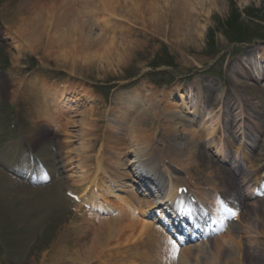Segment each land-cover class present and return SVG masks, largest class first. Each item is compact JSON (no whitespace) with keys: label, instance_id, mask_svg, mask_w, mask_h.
I'll return each mask as SVG.
<instances>
[{"label":"rangeland","instance_id":"374dc122","mask_svg":"<svg viewBox=\"0 0 264 264\" xmlns=\"http://www.w3.org/2000/svg\"><path fill=\"white\" fill-rule=\"evenodd\" d=\"M123 1L126 0H122V3ZM127 1L130 2V7L136 10V14L141 11L144 0ZM157 2L160 8L163 7L165 12H169L166 0ZM21 3V0H0V264H186L181 263L182 258L187 260L186 255L183 257L181 253H178L177 259L172 256L171 260L165 261L166 255L163 253L168 254L171 246L168 247L165 242L167 251L158 249L160 245L156 243V239L162 236L159 233L149 237L144 235L141 238L139 234L131 238L118 235L110 243H103L104 247L107 245L103 248L104 251L100 248L101 250H96L90 255L89 250L93 243L99 244L94 237H98L104 230L107 235V229L102 230L107 219L99 216L98 211L89 214L85 208H80V204L67 194L65 185L80 191L81 181L96 172L97 161L94 155L102 154L101 148L105 150L102 154V158L107 161L104 164L105 170L114 175L119 173L127 178L131 176V170L125 169L120 162H128L130 159L135 161L136 152L130 154L127 152L129 149H125L121 154L122 151L117 149V142L124 129L131 127L136 118L140 119L137 126L141 129V133L136 134L146 142L147 147L144 149L148 151L145 153L163 156V151L167 150L166 154L170 151V154L183 164L181 168L184 171L180 178L185 181L187 167L185 162H182L184 157L180 154L177 156L174 150L164 149L160 143L165 135L174 137L172 131L175 125L171 120L176 111L173 102L178 101V86L184 87L183 90L180 89V93L184 91L187 94L190 92V85L195 94H199L207 116L211 111L214 115L221 116L218 127L221 126L222 134L232 140L234 137L233 133L229 132L228 112L226 109L220 111L222 103H216L221 102L219 98L225 102L230 101L231 104L236 102L235 98H241L244 103L241 108L245 114L238 117L239 123L235 119L233 123L237 125L236 131L241 134V130L246 137L244 140L241 138L237 146H245L247 152L256 154L254 164L259 171H264V82L259 75H255L250 68V59L244 54L257 42H262L264 46V0H217L212 6L196 5L198 9L195 12L198 16L192 23L200 22L201 35L181 44L168 36L166 27L169 23L164 25L166 31L154 34L150 30L147 32L142 23H134L127 14L118 12L122 20L117 14L113 15L90 5V10L94 11V23L92 22L91 27L94 34L104 32L110 23L113 29L122 27L127 31L134 27L138 35H128L125 38L121 36L123 30L119 29L117 34L114 31L105 32L104 34L115 36L116 46L131 45L132 50L127 55V60H117L114 56L108 59L112 61L110 66L86 69L77 68L76 65L72 69L71 65L59 64L55 57H46L44 50L36 54L31 53L19 39L12 38L14 36L10 35L8 25L12 20L10 14L19 9ZM204 7L210 9L205 11ZM87 8L88 6L78 11L84 14ZM237 28H247L246 36L253 39V43L237 44L234 37V30ZM145 33L148 38H152L149 42ZM33 78L46 80L52 89L53 97L56 91L66 87L71 92V97L77 98V101L70 103L73 111L67 112L63 126L59 120L50 123L46 118L49 110H52L49 114L59 111L56 107L51 109V106H55L54 101L44 106L41 103L36 104L34 100L37 92L29 96L25 94L22 99L18 98L21 93L18 89L19 82L22 79L33 82ZM154 81L172 83L160 85ZM47 91L48 88L44 94L52 97L51 92ZM152 103L156 104L152 112L160 115L154 124L153 132L141 126L143 117H139L143 109H147ZM233 110L236 114L235 109ZM89 111L91 123L89 118L84 116ZM163 116L166 117L164 125L161 123ZM66 119L75 121L77 125L73 127L67 124ZM113 120L115 127L109 128ZM188 127L190 131L195 132L199 125L189 124ZM183 129L184 127H181L179 130ZM157 132L161 134L158 135ZM21 134L25 135L21 143L22 153L20 151L23 158L31 152L40 160L52 156L57 162L53 168L58 171L51 179V182H56L54 184L57 185L50 187L49 184H37L41 190L40 194H36L37 196L26 203L13 186L9 172L4 166L15 161L19 145L12 141H18ZM192 135L196 139L195 143L198 142L197 137L193 133ZM127 138L125 145L131 146V140L128 136ZM250 141H253V144ZM233 142L235 144V141ZM83 146H88V151H85ZM219 148L213 144L209 151L210 156H213L218 165L228 167L226 162L219 160ZM225 153L224 151L223 154ZM90 154L92 160L83 164L81 158ZM211 170L213 169L209 168L199 176L202 177L201 182H205L203 177ZM246 182L247 180L240 183L245 189L249 187ZM109 201L113 207L106 212L114 219L119 212L116 210L119 206L115 199ZM256 201L254 197L249 199L250 204ZM89 229L90 232L83 235ZM252 240L245 239L246 248L251 246ZM75 241L85 243L83 250L75 255V251L80 248L77 246L72 254L64 255L62 252L66 247L72 249L71 245ZM166 257L169 258V255Z\"/></svg>","mask_w":264,"mask_h":264},{"label":"bare ground","instance_id":"6f19581e","mask_svg":"<svg viewBox=\"0 0 264 264\" xmlns=\"http://www.w3.org/2000/svg\"><path fill=\"white\" fill-rule=\"evenodd\" d=\"M21 1L22 5L19 7V9L13 11V15L10 14V16H12V20L11 24L8 23V25H10V35L14 36L12 38L19 39L21 44L26 46L25 49L30 50L31 53L33 52L36 54L44 50L46 57H55L57 63L71 65L72 69L75 68V65L77 68L84 67L85 69L86 67L94 68L97 66H110L112 61H108V59L114 56L117 57V60H127V55L132 50L130 47L131 45L128 44L127 46H116V44H114L116 39L115 36H110L108 33L104 34L105 32L114 31L117 34V30L119 29L123 30L121 31V36L125 38H127L128 35H138V32L134 27H132V30L128 29L127 31L122 27H116L113 29L110 23L107 24L109 27H106L103 30L104 32L100 34H94L93 29L91 28L94 23V11L90 10V5H93L95 8H99L100 10H104V12H111L113 15L117 14L120 16L121 14L118 12H121L123 15L127 14V16L134 20V23H142L147 32L150 30L154 34L166 31L164 29V25L169 23V26L166 27L168 36L175 39L177 43L181 44L183 42L192 40V38H196V35H201L202 28L200 26V22H195V24L192 23L194 18L196 19L198 16V13L195 12L197 11L196 9H198L196 5L199 4L200 6H205V4H207L208 6H212V4H216L217 2V0H166V6L169 8V12H165V8H160V4L157 2V0H144L141 11L137 12L136 14V10H133V8L130 7V2L127 0L125 2L123 1V3L122 0H61L59 3L55 0L51 2L49 0ZM86 6H88V8L85 10L86 12L84 14L82 13V17V14L78 10H80V8L82 10L83 8H86ZM209 9L210 8H205V11ZM88 13H91V15H88ZM121 19L123 20L122 17ZM126 19L127 18L125 17V20ZM133 26L136 27L135 24ZM147 36L148 35L145 33V37ZM151 39V37H147L148 42ZM245 55L250 59H257L259 57L264 58V46L262 43L256 44L253 46V48L246 50ZM254 63L255 68H262V65L258 61L254 60ZM260 75H262L260 79L264 82V72L262 71V74ZM33 79V82H30L29 79L28 81H26V79L22 81V79L19 82L18 89L21 90V93L18 94V98L22 99L25 94H28L29 96L37 92V94H35L36 98L34 100L36 104L41 103L44 106L50 101H54V104H59V106L63 104L65 112L60 111L59 109L57 112L53 111L52 114H49L52 110H49L46 113V118L50 123H56V121L59 120L60 125L63 126V120H65V118L68 116L67 112L73 111V107L70 106L69 102L67 101H70L71 99V101H77V98H72L70 96L71 92L66 87L63 90L56 91L57 93L54 97L53 95L52 97L46 96L44 93H46L47 88L51 94L53 93L52 89L49 87V83L46 80L40 81L38 78ZM26 87H28L27 90L25 89ZM183 88L178 86L177 91L179 92L180 98H178L176 103L173 102L175 104L173 105V108L176 110L174 111V115H172L173 120H171V123L175 125V128L172 131L174 139H168V142L172 147H175L174 149L177 153V156L180 154V156L184 157L182 162H185L184 164L187 167L186 174H188L189 178L187 179V182L191 186H194L192 189L196 190V187L203 189V186L205 187V191L201 192L198 196H200V199L203 203L206 202L208 205L206 208L213 211V219L215 221L214 223H211L210 226H216L213 228L215 229L214 231L212 228L209 230L208 235L201 234L202 232H200L196 238L199 236L200 237L198 239L195 238L197 243L190 244V246H187L188 248L184 251H181V253L186 255V263L192 260L196 262L193 264H263L264 177L259 175L258 168L255 165H250L252 158L251 154H247L242 146L235 148V144H232L230 141L227 142L226 139H223V136L220 133L221 126L218 127L221 119H219L218 124L216 125L214 123L215 115L213 113L209 112L210 116L206 117L207 111L205 112L204 104L201 102L199 94H195V92L190 94L193 87L190 85V92L187 94L184 91L183 93H180V89L183 90ZM48 91L47 93H49ZM43 94L44 96H42ZM235 101L236 102H233L232 104L230 101L226 103L228 111L231 112L232 119H236L238 115L245 114L241 108L244 105L241 98L237 97L235 98ZM155 105V103L150 104L147 109H143L144 111H142L141 115L139 116L140 118L143 117L141 119V126L151 132L155 130L154 124L158 117H160L159 114L152 112V108H154ZM51 107V109H54L55 106ZM66 109L72 110L66 111ZM233 109H235V115H233ZM90 113L91 112L89 111L86 114L87 116H84L88 119ZM202 116H205L206 118L205 122L203 119V122L200 123L201 130H199L198 133L190 131L188 127L189 124L187 122L190 124H195V121H197V119ZM172 117L170 116V118ZM139 120L136 118L133 120V125H131V127L128 126L124 129L117 142V149L122 151L120 152L121 154L125 152V149H129L127 151L128 153L131 154L136 152L137 157H142L140 158V161L136 160L135 163H139V166L142 168L144 167L141 166V164L149 166V168L155 170V174H158V181L157 179L156 181L150 180L148 183L156 185V188L158 189L156 190V195H159L162 191H164V193L166 192V196L163 198L160 197L156 204L145 201V205L143 204L141 207L139 205L140 201L135 200V195L131 193L132 191H129L126 188V186L132 187V185L126 183L123 186L124 182H122L120 178L118 181L121 183V186H118V181L117 185L114 184L116 180L113 179V175L103 168V163L107 161L102 158V154L105 152V150L104 148H101L100 150L102 151V154L97 156L94 155L97 161L96 174L94 173L95 176H92L93 173L90 177L89 175L86 176V178L83 180L84 182L81 181L79 186L82 190L80 198L82 197L83 201H86L88 204L93 205V207L97 209H101L100 207H102V209L105 210L101 211L103 218L107 219L103 223L102 227V230L107 229V235H105L106 231L104 230L98 235V237H94L97 239L99 244L97 245L93 243L89 250L90 255L100 248L103 249L107 247V245L104 247V244L110 243L118 235H123L125 238H131L132 236L136 237V235L139 234V238H141L144 235L149 237L157 230L162 232L160 227H157V230L155 229L156 227L154 226L155 222H153V216V219L150 218L152 214L151 212L155 211L156 207L158 206L162 207L163 209L168 207L169 211L173 213V215L178 213V217H181V215L184 213V201L182 202L175 197L178 186L182 185L180 184L181 178L177 174L179 172H177V169L171 165H166V162L164 161H162V164H160L155 160H151L149 158L151 154L149 152L145 153L148 151L147 149H144L147 147L146 142L142 137L137 135L139 134L138 132L141 131V129L137 126ZM67 121V124H71L73 127L77 125L75 121ZM161 121V123H163L162 125H164L166 117L163 116ZM89 122H92L90 118ZM114 122L115 120L110 122L109 128L115 127L113 124ZM230 126L235 127V125ZM181 127H184L183 131L179 130ZM192 133L197 137L199 142L195 143L194 140L196 139H194L195 137L192 135ZM203 133L212 140V144L217 142L219 145H222V148L225 147L226 151L228 149L227 144L232 145L234 151L228 152L226 157V161H231L233 165L232 167L228 168L220 166L215 162V160L209 154L208 147L204 145V138L202 137ZM235 133L239 135L237 131H235ZM190 135L191 137H188ZM127 136L131 140V146L125 145L128 139ZM89 142L90 147H92L91 140H89ZM166 142L167 140L164 142L162 141L163 145L161 146L167 149ZM88 146H83L85 151H88ZM113 156L114 154L112 157ZM52 159V156L47 157L45 161L50 163ZM81 160L84 164V162L92 160V155L90 154L83 156ZM33 162L34 161H32V163ZM128 162L130 166L127 167V169H129L134 164V161L131 163L130 161ZM128 162L122 161L120 164L121 166L125 167L124 165H127ZM16 164L20 165L18 161H16ZM16 164L11 165L10 167H12L14 170L16 167L20 168L19 166H16ZM181 165L183 164L181 163ZM32 166L36 167L34 174L37 173L38 176L42 178H45L52 167V165L49 164L50 168L47 167L46 169L37 163L36 165L33 163ZM159 167L166 169V173H168L166 177L160 174L161 171H158ZM195 167L197 169H195ZM22 168L26 170L27 165L23 166ZM209 168L213 170L208 172V174L203 177L205 178V180H203L205 182H201L200 178L202 177L199 178V176H201L203 172L208 171ZM245 168L250 170L249 174L244 173ZM140 169L137 168L138 171L136 177L132 175L128 176V180L146 183L143 178V170ZM195 172H197L199 175H195ZM101 173L104 174V177H106L108 181H114L109 183L104 181ZM116 175L119 177V173ZM48 176H46V178H48ZM10 177L12 179L13 186H15L17 189L18 194L22 195L21 197L25 203L40 194V189L32 188L30 185L24 186L19 181H17V179L13 178L12 176ZM91 177L93 178L91 179ZM88 178H90L91 181ZM193 178L196 181L192 183L191 181ZM246 180H248V183L251 184L248 193H245L244 187L240 185L241 181L245 182ZM215 191L217 197L213 195L215 194ZM253 195L259 196L262 199L253 202V204H249L248 199L252 198ZM109 198H116V203H118L117 205L119 206V210L117 209L119 212H117L116 216L113 217L114 219H111L109 214L106 212V210L109 208L107 206L111 205V203L108 201ZM224 199L229 201L231 208H229V205ZM175 200L176 203L180 202V205H173ZM175 207H177V211L174 210ZM182 207L184 208L182 209ZM195 209L199 212L189 209L192 213L190 216L191 221H200V219L205 218L208 219L198 207ZM231 210L238 211V215L233 216L231 214ZM233 217H236L237 220L234 221L232 219ZM185 218L186 221L189 220L187 215ZM167 219L170 220V218ZM175 219H177L179 222L177 217ZM224 229H227V233L211 238L214 232H222ZM88 232H90V229L84 232L83 235H87ZM110 235L112 236L110 237ZM166 237H170L169 239L172 240L173 234L168 231ZM247 238L253 239L249 248L245 247V239L247 240ZM195 239H193V241ZM160 242V238L156 239V243L160 245L158 246V249L161 250L162 245ZM77 246L80 248L78 251H75V255L83 250L85 243L81 244V241H75L71 245V247H73L72 249L66 247L62 253L64 255L69 253L68 255H70ZM102 251H104V249ZM193 254L194 256H192Z\"/></svg>","mask_w":264,"mask_h":264},{"label":"trees","instance_id":"16d2710c","mask_svg":"<svg viewBox=\"0 0 264 264\" xmlns=\"http://www.w3.org/2000/svg\"><path fill=\"white\" fill-rule=\"evenodd\" d=\"M247 29V28H246ZM245 29V30H246ZM245 30H243V29H240V28H237L236 30H234V37H235V39L236 40H239V41H243V40H245L246 39V32H245ZM245 32V33H244Z\"/></svg>","mask_w":264,"mask_h":264},{"label":"snow or ice","instance_id":"6c2138e0","mask_svg":"<svg viewBox=\"0 0 264 264\" xmlns=\"http://www.w3.org/2000/svg\"><path fill=\"white\" fill-rule=\"evenodd\" d=\"M231 214L233 216H237L238 215V211L236 210H231ZM170 243H172L173 247H172V251L175 255H178V252H179V248L175 245V242L174 241H171Z\"/></svg>","mask_w":264,"mask_h":264}]
</instances>
